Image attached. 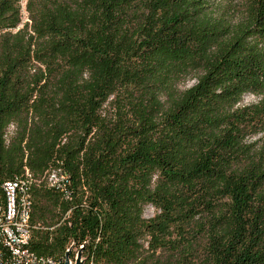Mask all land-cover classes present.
I'll use <instances>...</instances> for the list:
<instances>
[{
  "label": "trees",
  "instance_id": "obj_1",
  "mask_svg": "<svg viewBox=\"0 0 264 264\" xmlns=\"http://www.w3.org/2000/svg\"><path fill=\"white\" fill-rule=\"evenodd\" d=\"M22 2L0 0V206L29 184L30 249L264 264V0Z\"/></svg>",
  "mask_w": 264,
  "mask_h": 264
},
{
  "label": "built area",
  "instance_id": "obj_2",
  "mask_svg": "<svg viewBox=\"0 0 264 264\" xmlns=\"http://www.w3.org/2000/svg\"><path fill=\"white\" fill-rule=\"evenodd\" d=\"M26 176L30 177L28 172ZM64 177L59 171H53L48 176L50 186L57 187ZM12 190L11 220L0 217V264H64L56 262L51 257L40 256L30 249L32 226V200L30 186L20 178L4 183ZM16 203H23V210H16ZM75 264L76 260H69Z\"/></svg>",
  "mask_w": 264,
  "mask_h": 264
},
{
  "label": "bare ground",
  "instance_id": "obj_3",
  "mask_svg": "<svg viewBox=\"0 0 264 264\" xmlns=\"http://www.w3.org/2000/svg\"><path fill=\"white\" fill-rule=\"evenodd\" d=\"M3 192H4L5 202H4V206H0V217H2V220H11L12 190H10V186L3 185ZM16 210H23V203H16Z\"/></svg>",
  "mask_w": 264,
  "mask_h": 264
},
{
  "label": "rangeland",
  "instance_id": "obj_4",
  "mask_svg": "<svg viewBox=\"0 0 264 264\" xmlns=\"http://www.w3.org/2000/svg\"><path fill=\"white\" fill-rule=\"evenodd\" d=\"M25 3H26V0H23V2H22L23 7L25 6ZM23 20H24V22L27 21V13L24 11V9H23ZM194 82H195V81H193V80H192V81H189L188 83H186V84H185L184 86H182L181 88H182V89L188 88V87H190L192 84H194ZM255 100H256V98L253 97L252 95H246L245 98H244V100H243V104H250V103L255 102ZM12 131H13V128L10 127L9 132H8V135H9V136L12 134ZM155 214H156V210H155V208H154L153 206H147V207L145 208L144 216H145L146 218H151V217H153ZM75 252H76V250H75ZM76 258H77V255H76V257H75V260H76ZM73 261H74V260H73Z\"/></svg>",
  "mask_w": 264,
  "mask_h": 264
},
{
  "label": "water",
  "instance_id": "obj_5",
  "mask_svg": "<svg viewBox=\"0 0 264 264\" xmlns=\"http://www.w3.org/2000/svg\"><path fill=\"white\" fill-rule=\"evenodd\" d=\"M69 260H70V258H69V252H68L67 255H66V260H65L64 264H70ZM75 264H82L81 253L77 254V258H76Z\"/></svg>",
  "mask_w": 264,
  "mask_h": 264
}]
</instances>
